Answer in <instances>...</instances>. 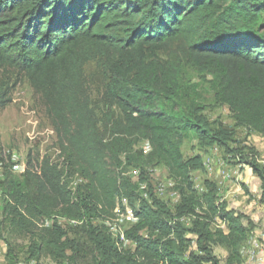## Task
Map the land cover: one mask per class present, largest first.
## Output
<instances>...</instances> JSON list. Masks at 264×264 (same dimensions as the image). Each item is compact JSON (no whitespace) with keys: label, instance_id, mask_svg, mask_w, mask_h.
<instances>
[{"label":"trees","instance_id":"16d2710c","mask_svg":"<svg viewBox=\"0 0 264 264\" xmlns=\"http://www.w3.org/2000/svg\"><path fill=\"white\" fill-rule=\"evenodd\" d=\"M92 62L105 76L96 98ZM188 70L237 126L264 134V0H0V106L12 101L14 73L26 75L63 157L30 153L21 176L10 167L0 179V228L30 238L28 261L47 252L56 264H222L223 247L225 264L242 263L254 220L229 206L216 181L196 187L203 156L186 157L175 137L218 145L251 168L262 203L264 165L254 145H236V128L208 118ZM157 164L174 180V208L150 183ZM134 168L137 181L127 173ZM75 176L82 182L73 190ZM102 213L112 218L95 222ZM120 213L134 248L121 249L110 231ZM6 242L7 264H20Z\"/></svg>","mask_w":264,"mask_h":264},{"label":"rangeland","instance_id":"374dc122","mask_svg":"<svg viewBox=\"0 0 264 264\" xmlns=\"http://www.w3.org/2000/svg\"><path fill=\"white\" fill-rule=\"evenodd\" d=\"M88 79L90 82V91L96 98L99 97L104 87V72L101 66L97 62H92L87 66ZM14 79H19V83L13 91L12 101L7 106H0V158L3 161L0 165V179L4 177L5 168H12L16 175L21 176L24 168L27 164L28 155L32 153L34 156H51L55 162L63 164V157L60 156V150L58 145V138L56 132L53 129L52 120L47 114V109L33 86L31 85L29 78L26 75H18L14 73ZM187 78L191 79L192 83L199 82L202 102L206 105L205 114L212 121L221 120L227 126L236 128V140L237 146L241 144H252L257 146L261 150L262 156L264 155V135L251 134L245 127L237 126L234 122L231 112L226 106H219L215 104L214 92L210 88L209 84L202 82L200 76L193 70L187 71ZM181 145L183 153L186 157H193L196 155H202L204 159V170H197L192 174L193 181L199 190H202L205 179H211L216 182L223 180V183L219 185L220 193L223 199L227 200L232 206V201L227 199V191L234 182L232 176L226 179L222 170L227 169L232 162L222 163L219 159H225L221 154V149L218 146L202 149L199 146V141L191 134L176 135ZM139 146L146 152H149L151 147L148 141L140 142ZM228 162V163H227ZM130 170V169H129ZM128 170V175L137 181L135 170ZM150 183L156 190V194L168 202L173 208L179 202L178 193H174V183L170 172L163 165H152L148 168ZM130 172V173H129ZM139 172V170H138ZM139 174V173H137ZM71 183L72 189L76 190L75 186L81 183L82 180L75 176ZM173 183V185H172ZM218 184V183H217ZM160 185L163 190L158 191L157 187ZM146 188V185H144ZM249 192H247L248 194ZM253 198V197H252ZM1 199V189H0ZM250 200L247 201L248 208L238 206L237 210L251 216L255 223V229L250 234L247 241L248 246L243 248V261L241 264H255L256 258H252V252H261L259 256L264 257V236L262 230L264 228V204H250ZM253 206V207H252ZM232 208V207H231ZM103 216L95 215V222L102 223L106 218H112L110 215L102 213ZM120 224L123 228H127L130 224V219L124 214ZM64 226L69 228L70 224L75 225L74 220H67L61 218ZM41 224H45L40 222ZM40 224V225H41ZM50 224V222H49ZM52 224V223H51ZM42 226V225H41ZM7 239H11L15 248L20 256V264H30L27 260L28 252L27 248L30 244V238L28 236L13 233L9 228L1 230L0 228V264H7L6 251H7ZM258 244V245H257ZM129 248H131L129 246ZM253 248V249H252ZM252 249V250H251ZM218 254L222 258V264H225L227 250L223 247L217 249ZM36 260V259H33ZM255 262V263H254ZM39 264H56L54 260L48 255L47 252L42 254L41 260H38Z\"/></svg>","mask_w":264,"mask_h":264},{"label":"crops","instance_id":"0c3cea01","mask_svg":"<svg viewBox=\"0 0 264 264\" xmlns=\"http://www.w3.org/2000/svg\"><path fill=\"white\" fill-rule=\"evenodd\" d=\"M264 135L261 133L257 132H249L250 135ZM218 146V145H215ZM255 146V145H254ZM257 148V146H255ZM219 149H221V154L224 155L225 159L221 158L219 159L222 161V163H226L225 160L228 162H231L230 159L228 158L227 153L225 152L224 148L218 146ZM259 155H260V162L264 165V155L262 156L261 150L257 148ZM227 162V163H228ZM233 164L228 163L229 171L227 169L222 170L221 173H223L224 177L222 179H226L232 176V180L230 182H234L231 186L230 189L227 191V199H230L232 201V208H237L238 206H241L243 208H248L247 206V201L250 200V205L252 204H260L261 202V197H262V180L256 174L254 171H252L251 168L247 166H242L241 164H237L232 162ZM218 183V186L223 183V180H220ZM220 187V186H219ZM247 192H249L247 194ZM253 197V198H252ZM264 204V203H263ZM230 205V204H229ZM253 207V206H252ZM251 217V216H250ZM252 218V217H251ZM249 239V238H248ZM247 239V240H248ZM245 241V243L242 246V254H243V248L245 246H248L247 244L249 241ZM250 243V242H249ZM134 248V244L130 243L128 244V247ZM227 256V254H226Z\"/></svg>","mask_w":264,"mask_h":264},{"label":"bare ground","instance_id":"6f19581e","mask_svg":"<svg viewBox=\"0 0 264 264\" xmlns=\"http://www.w3.org/2000/svg\"><path fill=\"white\" fill-rule=\"evenodd\" d=\"M135 173H139L138 170H135ZM173 183H174V180H173ZM172 183V185H173ZM158 191H162L163 188L158 185L157 187ZM176 194V193H175ZM41 224V223H40ZM42 226L43 225H50L49 222H46L45 224H41ZM111 226V232L115 235V236H118L119 237V241H118V245L121 249H128V244H130V241L126 239L125 237V234H122L124 232V229L122 226H113V225H109ZM262 235L264 236V228L262 230ZM258 245V244H257ZM253 249V248H252ZM251 249V250H252ZM253 254L252 255V258H256L257 260L254 262L255 264H264V257H261V261L259 262V254L261 252H257V254H255V252H252ZM30 264H39L38 263V260H31L30 261Z\"/></svg>","mask_w":264,"mask_h":264},{"label":"built area","instance_id":"2783aa9c","mask_svg":"<svg viewBox=\"0 0 264 264\" xmlns=\"http://www.w3.org/2000/svg\"><path fill=\"white\" fill-rule=\"evenodd\" d=\"M134 175H135L136 177L139 178V175H140V174L135 173ZM75 188H76V186H75ZM132 217H133V216H131V218H132ZM122 234H124V232H123ZM260 261H261V256H259V262H260Z\"/></svg>","mask_w":264,"mask_h":264}]
</instances>
